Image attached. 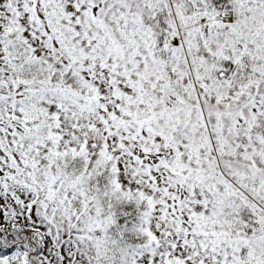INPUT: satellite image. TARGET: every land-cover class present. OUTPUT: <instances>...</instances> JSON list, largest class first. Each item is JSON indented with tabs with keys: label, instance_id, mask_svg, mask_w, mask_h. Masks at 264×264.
Instances as JSON below:
<instances>
[{
	"label": "snow or ice",
	"instance_id": "obj_1",
	"mask_svg": "<svg viewBox=\"0 0 264 264\" xmlns=\"http://www.w3.org/2000/svg\"><path fill=\"white\" fill-rule=\"evenodd\" d=\"M0 264H264V0H0Z\"/></svg>",
	"mask_w": 264,
	"mask_h": 264
}]
</instances>
